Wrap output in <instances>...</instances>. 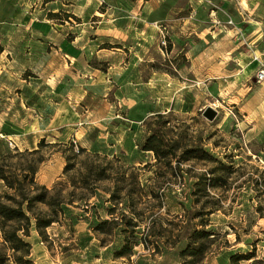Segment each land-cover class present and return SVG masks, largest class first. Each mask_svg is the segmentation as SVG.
<instances>
[{
	"label": "rangeland",
	"instance_id": "1",
	"mask_svg": "<svg viewBox=\"0 0 264 264\" xmlns=\"http://www.w3.org/2000/svg\"><path fill=\"white\" fill-rule=\"evenodd\" d=\"M89 1L86 17L87 0H0V132L10 133H0V153L32 150L44 140L52 145L41 147L45 160L35 181L63 189L66 199L95 193L88 206L68 207L45 238L32 227L26 238L29 259L33 264H183L179 254L186 241L171 247L172 224L178 222L175 216L190 223L194 183L201 174L210 176L217 162L232 173L211 196L200 198L199 205L218 209L203 219L219 235L203 264L227 263L230 254L252 251L262 259L264 93L256 87L258 68L255 80L247 82L205 80V67L187 60L190 45L200 39L182 21L198 15L204 26L210 22L203 14L211 20L218 11L224 25L238 29L241 42L246 24L233 20L237 10H224L218 0H200L198 13L188 0ZM212 104L217 115L208 121L203 112ZM159 117V131L177 144V155L194 150L181 174L172 169L174 162L170 168L167 159L143 150ZM70 143L86 150L88 156L79 161L111 162L110 177L97 183L90 177L89 189L69 194L68 180L80 183L81 176L63 172ZM200 150L217 162L202 159ZM2 186L0 181V194ZM112 205L116 210L109 216ZM130 205L141 222L135 239L149 242L136 246L129 260L118 259L124 226H106L103 234L94 228L122 213L131 217ZM153 223L154 233L162 227L159 252L153 244L158 238L146 236Z\"/></svg>",
	"mask_w": 264,
	"mask_h": 264
},
{
	"label": "trees",
	"instance_id": "2",
	"mask_svg": "<svg viewBox=\"0 0 264 264\" xmlns=\"http://www.w3.org/2000/svg\"><path fill=\"white\" fill-rule=\"evenodd\" d=\"M161 118L157 120L156 134L150 136L143 145V150L153 152L157 159H167L166 164L171 167V162H174L173 170L181 174V164L193 157L194 150L186 149L181 151V155H177V144L166 140L161 135L159 128L162 125ZM2 133V132H0ZM3 135H10L5 131ZM52 144H45L41 140L36 148L32 150L19 151L16 147L12 151L0 153V181L2 182L3 191L0 194V264H33L29 259L31 252V244L26 241L30 236V229L34 227L40 238L46 237V230L54 223H58L62 217H65L68 207L88 206L86 205L88 199L95 196L91 193L88 196H80L78 199H66L63 189H58L53 186L48 189L45 185H39L35 181V175L38 171L39 165L44 162V157L41 155V147L50 146ZM71 155L64 152L66 165L64 167V174L72 172L79 174L80 183L70 177L68 180L72 191L75 189L87 190L89 189L90 177H93L94 183L107 180L110 177L112 168L111 162H91L79 161L78 158L86 154V150L80 147L75 148L73 143L69 144ZM202 159H215L200 150ZM179 156V157H178ZM105 160V159H104ZM217 162V161H215ZM232 168L226 167L221 162H217V166L209 171V175L201 174L197 177L194 183L195 190L192 191V200L194 201L193 213L189 218V222L198 219L197 223L190 225L188 218L179 220L172 224V233H174V240L171 241V247H176L183 239L186 241L185 247L181 250L179 256L183 264H203L211 249L215 245L217 237L219 236L209 226V220L204 219L218 209L212 205H199L200 198L211 196V191L221 188L226 179L231 175ZM97 188V187H96ZM95 192V191H94ZM68 195V194H67ZM113 196V195H112ZM111 200V199H110ZM76 202H82L85 205H75ZM117 205H112L107 209L108 215L113 216ZM131 217L125 213L121 214L120 219L111 217V220H100L95 228V233H105V227L111 226L116 228L124 226L120 230L123 237V242L118 251L115 252V257L120 259L129 258L134 255V248L140 244L146 247L145 239H135L134 232L141 227V222L137 219L139 213H136L133 205H130ZM136 217V218H135ZM148 229L146 236L156 237L159 241L153 242L154 249L159 252L160 244H164L161 236L162 227L159 225L158 232L154 233L156 226L154 223L146 226ZM112 230V229H111ZM110 231V229H109ZM129 232L130 234H128ZM131 237H133L131 239ZM243 261H251L250 264H264V246L263 258L256 259L255 253L252 251L246 254H230L227 258V263L223 264H240Z\"/></svg>",
	"mask_w": 264,
	"mask_h": 264
},
{
	"label": "crops",
	"instance_id": "3",
	"mask_svg": "<svg viewBox=\"0 0 264 264\" xmlns=\"http://www.w3.org/2000/svg\"><path fill=\"white\" fill-rule=\"evenodd\" d=\"M188 1L191 2L190 7L193 8V11L198 13V4L201 1ZM218 1L224 2L223 9L226 11L233 6L239 16L233 20L239 21L240 18L246 24L240 29L243 33V40L240 42L237 28L224 25L225 21L220 17L218 11L212 12L211 20L203 14L205 21L210 22L204 26L202 18L198 15L185 17L182 20L183 27L195 28L194 33L190 32V34H195L200 39L197 45H190L187 60L192 63L197 61L199 66L205 67L203 68L205 80H217L221 77H236L244 82L255 80L254 71L256 72L258 68V61L254 60V57L264 62V0ZM89 2L86 7V17L91 16L87 9ZM201 5L206 8L205 5ZM238 9L242 11L241 14ZM217 23L218 25H216ZM245 49L248 50L244 52ZM256 84V87L262 89L264 93V81Z\"/></svg>",
	"mask_w": 264,
	"mask_h": 264
},
{
	"label": "built area",
	"instance_id": "4",
	"mask_svg": "<svg viewBox=\"0 0 264 264\" xmlns=\"http://www.w3.org/2000/svg\"><path fill=\"white\" fill-rule=\"evenodd\" d=\"M254 60L258 61V70L256 72V81L257 83L264 81V62L260 61L257 57H254ZM213 109H217L215 104H212Z\"/></svg>",
	"mask_w": 264,
	"mask_h": 264
},
{
	"label": "water",
	"instance_id": "5",
	"mask_svg": "<svg viewBox=\"0 0 264 264\" xmlns=\"http://www.w3.org/2000/svg\"><path fill=\"white\" fill-rule=\"evenodd\" d=\"M216 115H217V111L210 106H208L203 112V116L208 121H213L216 118Z\"/></svg>",
	"mask_w": 264,
	"mask_h": 264
}]
</instances>
